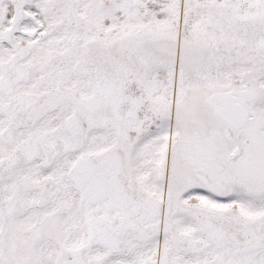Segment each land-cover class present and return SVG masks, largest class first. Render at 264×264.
<instances>
[{"label":"snow or ice","instance_id":"6c2138e0","mask_svg":"<svg viewBox=\"0 0 264 264\" xmlns=\"http://www.w3.org/2000/svg\"><path fill=\"white\" fill-rule=\"evenodd\" d=\"M0 264H264V0H0Z\"/></svg>","mask_w":264,"mask_h":264}]
</instances>
